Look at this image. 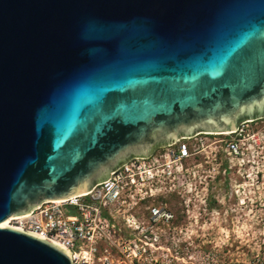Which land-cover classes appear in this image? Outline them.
Segmentation results:
<instances>
[{"label":"water","instance_id":"1","mask_svg":"<svg viewBox=\"0 0 264 264\" xmlns=\"http://www.w3.org/2000/svg\"><path fill=\"white\" fill-rule=\"evenodd\" d=\"M262 115L264 0H0V264H72L8 217Z\"/></svg>","mask_w":264,"mask_h":264},{"label":"built area","instance_id":"2","mask_svg":"<svg viewBox=\"0 0 264 264\" xmlns=\"http://www.w3.org/2000/svg\"><path fill=\"white\" fill-rule=\"evenodd\" d=\"M264 115L223 132L197 131L130 157L105 181L63 200H43L7 224L41 236L67 251L72 264H219L216 251L189 246L191 239L165 203H145L178 193L195 156L212 153L228 161L242 156Z\"/></svg>","mask_w":264,"mask_h":264},{"label":"rangeland","instance_id":"3","mask_svg":"<svg viewBox=\"0 0 264 264\" xmlns=\"http://www.w3.org/2000/svg\"><path fill=\"white\" fill-rule=\"evenodd\" d=\"M251 125L257 139L242 156H195L178 193L145 202L165 203L189 246L216 251L219 264H264V122Z\"/></svg>","mask_w":264,"mask_h":264},{"label":"bare ground","instance_id":"4","mask_svg":"<svg viewBox=\"0 0 264 264\" xmlns=\"http://www.w3.org/2000/svg\"><path fill=\"white\" fill-rule=\"evenodd\" d=\"M7 219H5L4 221H3V225H7Z\"/></svg>","mask_w":264,"mask_h":264}]
</instances>
